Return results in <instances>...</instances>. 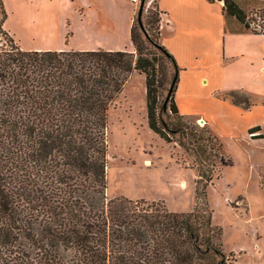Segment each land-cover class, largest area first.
<instances>
[{
	"label": "trees",
	"instance_id": "1",
	"mask_svg": "<svg viewBox=\"0 0 264 264\" xmlns=\"http://www.w3.org/2000/svg\"><path fill=\"white\" fill-rule=\"evenodd\" d=\"M217 1L236 21L230 31L264 34V1L253 12L243 4L254 0ZM6 17L0 0V264H227L222 229L205 203L176 212L104 193L107 111L133 72L144 75L147 128L168 143L179 132L186 151L184 139L196 145L197 200L211 183L201 144L216 140L209 129L196 135L179 112L177 66L158 36L142 22L147 34L130 28L134 52L27 50L3 30ZM147 23L158 35L159 16ZM168 78V105L159 107ZM237 92H228L232 103L248 109ZM168 110L172 124L163 119ZM247 131L264 137L260 125Z\"/></svg>",
	"mask_w": 264,
	"mask_h": 264
},
{
	"label": "rangeland",
	"instance_id": "2",
	"mask_svg": "<svg viewBox=\"0 0 264 264\" xmlns=\"http://www.w3.org/2000/svg\"><path fill=\"white\" fill-rule=\"evenodd\" d=\"M83 1L88 0H3L5 23L12 34L8 36L23 49L61 46L64 50L92 45V40L103 36L104 42L99 49L105 50L103 47L114 44L109 38L115 34L114 39L117 41L119 36V45L123 48L129 44L132 7V25L135 31H140L137 11L141 0H131L132 7L127 0H89V8L82 4ZM254 1L243 7L253 12L258 8L257 2L264 0ZM157 16L161 18L157 0H145L142 22L159 41L160 27L157 35L147 23ZM226 20L228 29L234 28L235 19L226 17ZM252 46L261 53L257 55L261 61L264 43L253 42ZM151 51L156 50L151 48ZM230 62L228 59L227 63ZM257 80L264 84V68ZM169 83L168 78L160 91L159 107L168 105L165 98H169ZM229 91L215 95L221 99L225 96L224 99L233 104ZM234 91L238 92L233 98L246 100L248 109L239 106L241 110L233 111L227 118L211 119L210 125L206 122L201 125L200 116H184L196 135H203L204 130L209 129L216 140L205 146L201 144L207 149L202 160L212 180L201 189V199L197 200L195 188L200 161L195 160L197 152L192 149L196 145L189 143V138L184 139L189 147L186 151L178 144L183 138L179 132L172 134L168 143L147 128L144 75L133 72L107 111V187L104 193L107 198L123 196L159 202L176 212H190L197 203H205L212 210V223L222 229L227 264H235L232 251L244 264L249 243V228L244 219L264 218V137L253 139L247 131L256 125L263 130L264 96L239 89ZM163 119L169 124L176 121L169 110L163 113ZM220 158L230 164L222 166ZM71 255L68 251L66 256Z\"/></svg>",
	"mask_w": 264,
	"mask_h": 264
},
{
	"label": "crops",
	"instance_id": "3",
	"mask_svg": "<svg viewBox=\"0 0 264 264\" xmlns=\"http://www.w3.org/2000/svg\"><path fill=\"white\" fill-rule=\"evenodd\" d=\"M127 1L132 7L131 0ZM89 3V0L82 2L87 8ZM157 4L161 10L159 42L173 56L177 66L174 100L183 116H200L210 125L213 118H227L233 111L241 110L238 105H233L215 94L239 89L264 96V84L257 80L264 68V57L259 61L257 55L261 53L252 46L253 42L263 44L264 34L230 31L222 1L157 0ZM133 16L132 7L128 23V46L122 48L119 45V36L116 41L114 34L113 38H109L114 44L103 47L105 50L133 52L130 40ZM3 26L12 35L5 22ZM237 27L236 24L234 28ZM102 38L96 37L92 40V45H82L77 50L102 48L99 46L104 42ZM26 49L64 50L61 46ZM228 59L231 60L230 63H227ZM244 220L249 228L244 264H264V218ZM231 253L235 255L234 263L242 264L238 254L234 251Z\"/></svg>",
	"mask_w": 264,
	"mask_h": 264
},
{
	"label": "water",
	"instance_id": "4",
	"mask_svg": "<svg viewBox=\"0 0 264 264\" xmlns=\"http://www.w3.org/2000/svg\"><path fill=\"white\" fill-rule=\"evenodd\" d=\"M144 2L145 0H141L140 4H139V8H138V11H137V22H138V25L140 27V29L144 32V34H147L146 30L144 29V26L142 24V12H143V8H144ZM173 83L171 84L170 86V91L173 87Z\"/></svg>",
	"mask_w": 264,
	"mask_h": 264
},
{
	"label": "bare ground",
	"instance_id": "5",
	"mask_svg": "<svg viewBox=\"0 0 264 264\" xmlns=\"http://www.w3.org/2000/svg\"><path fill=\"white\" fill-rule=\"evenodd\" d=\"M201 125H203V124H205V121H204V119L202 118V119H200V122H199ZM182 185H183V183H182Z\"/></svg>",
	"mask_w": 264,
	"mask_h": 264
}]
</instances>
